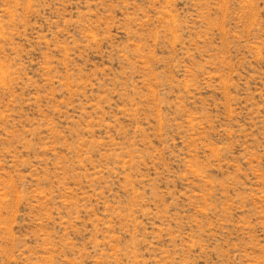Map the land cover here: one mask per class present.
I'll return each instance as SVG.
<instances>
[{
	"label": "rangeland",
	"instance_id": "374dc122",
	"mask_svg": "<svg viewBox=\"0 0 264 264\" xmlns=\"http://www.w3.org/2000/svg\"><path fill=\"white\" fill-rule=\"evenodd\" d=\"M0 264H264V0H0Z\"/></svg>",
	"mask_w": 264,
	"mask_h": 264
}]
</instances>
